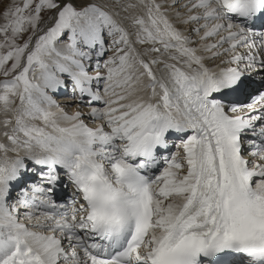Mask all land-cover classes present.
<instances>
[{
  "label": "snow or ice",
  "instance_id": "6c2138e0",
  "mask_svg": "<svg viewBox=\"0 0 264 264\" xmlns=\"http://www.w3.org/2000/svg\"><path fill=\"white\" fill-rule=\"evenodd\" d=\"M0 76V264H264V0H8Z\"/></svg>",
  "mask_w": 264,
  "mask_h": 264
},
{
  "label": "bare ground",
  "instance_id": "6f19581e",
  "mask_svg": "<svg viewBox=\"0 0 264 264\" xmlns=\"http://www.w3.org/2000/svg\"><path fill=\"white\" fill-rule=\"evenodd\" d=\"M103 1V0H102ZM101 0L99 1V2H102ZM98 2V1H97ZM91 70V69H90ZM63 89V88H62ZM62 89H60V90H58L57 92H55V93H51L50 92V95H52V97H53V99L61 106V107H63L64 109H65V111H66V108H65V105L64 104H67L68 102H71V100L72 99H70L69 97V95L68 94H70V91H67L68 93H66V94H64L63 96H62V94H61V92H62ZM59 95V97H55V95ZM71 96H72V94H70ZM57 98H58V100H57ZM70 105V104H69ZM83 105V104H82ZM67 106V105H66ZM84 106V105H83ZM68 107V106H67ZM77 107H79L78 105H77ZM70 108V107H69ZM71 110H70V112H68L69 114H71L72 112H74V111H76L77 109L74 107V108H70ZM80 111H83L84 113H87L88 112V108L85 106L84 108H83V110H80ZM86 122H88L87 120H86ZM175 150V149H174ZM31 176H34V175H31ZM72 193H73V190H72ZM69 196H71V195H69ZM63 200V199H62ZM64 201H65V199H64Z\"/></svg>",
  "mask_w": 264,
  "mask_h": 264
},
{
  "label": "rangeland",
  "instance_id": "374dc122",
  "mask_svg": "<svg viewBox=\"0 0 264 264\" xmlns=\"http://www.w3.org/2000/svg\"><path fill=\"white\" fill-rule=\"evenodd\" d=\"M98 2L100 1V0H97ZM102 1V0H101ZM103 2V1H102ZM101 2V3H102ZM8 4V0H0V11H3L4 10V8H5V6ZM4 79V77H2V76H0V80H3ZM70 94H71V92H70ZM70 94H68L70 97V99H71V95ZM63 96V95H62ZM55 97H59V95L57 94V95H55ZM57 100H58V98H57ZM70 104V105H69ZM65 105V108H66V111L67 112H70V108H76L77 110H83V108L85 107V106H83L82 104H78V102L77 101H73V100H71V102H68L67 104H64ZM68 107H67V106ZM77 105L79 106V107H77ZM70 107V108H69ZM89 126H92L91 124L89 125Z\"/></svg>",
  "mask_w": 264,
  "mask_h": 264
}]
</instances>
